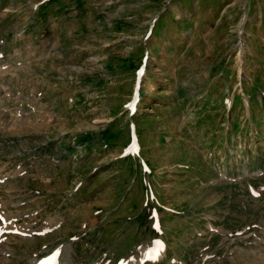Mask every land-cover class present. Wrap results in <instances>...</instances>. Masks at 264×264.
<instances>
[{"label":"rangeland","instance_id":"1","mask_svg":"<svg viewBox=\"0 0 264 264\" xmlns=\"http://www.w3.org/2000/svg\"><path fill=\"white\" fill-rule=\"evenodd\" d=\"M154 245L264 264V0H0V264Z\"/></svg>","mask_w":264,"mask_h":264},{"label":"bare ground","instance_id":"2","mask_svg":"<svg viewBox=\"0 0 264 264\" xmlns=\"http://www.w3.org/2000/svg\"><path fill=\"white\" fill-rule=\"evenodd\" d=\"M35 232V231H34ZM37 232V231H36ZM30 233V232H29ZM31 234H34L33 232H31ZM24 235V234H23ZM27 235V234H26ZM2 252V251H1ZM0 252V255L3 253H1ZM5 253V252H4ZM59 253V252H58ZM161 252H160V249H159V246H157V245H154L153 247H151V248H148V249H146V251L144 252V254H143V258H142V260H141V258L140 259H138L137 260V262L136 261H134L133 263H131V262H127V263H122V264H144V262L147 260V259H145V258H148L149 259V262H158L159 260H160V258H161V254H160ZM44 256V255H43ZM3 257V256H2ZM6 258V257H5ZM1 260H3L4 261V258L3 259H1ZM3 261H1V262H3ZM7 261V260H6ZM5 261V262H6ZM7 262H9V261H7ZM4 264V263H3ZM11 264H13V262L11 263ZM37 264H51V262H50V257H47L46 259H45V262L44 263H37ZM121 264V263H120Z\"/></svg>","mask_w":264,"mask_h":264}]
</instances>
